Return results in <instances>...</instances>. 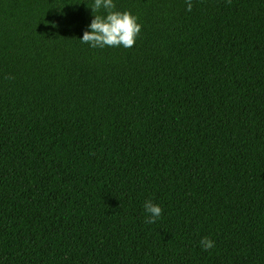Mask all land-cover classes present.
Here are the masks:
<instances>
[{
    "label": "trees",
    "instance_id": "1",
    "mask_svg": "<svg viewBox=\"0 0 264 264\" xmlns=\"http://www.w3.org/2000/svg\"><path fill=\"white\" fill-rule=\"evenodd\" d=\"M93 3L0 0V264H264V0Z\"/></svg>",
    "mask_w": 264,
    "mask_h": 264
},
{
    "label": "clouds",
    "instance_id": "2",
    "mask_svg": "<svg viewBox=\"0 0 264 264\" xmlns=\"http://www.w3.org/2000/svg\"><path fill=\"white\" fill-rule=\"evenodd\" d=\"M228 3H231V0H228ZM186 5V10L191 12L192 0H186ZM116 7L114 0H94L90 8L94 19L88 26L89 30H86L79 40L93 49L120 46L132 48L142 31V25L138 23V17L127 11H117ZM144 209L148 213L145 220L147 224L156 223L163 215V209L151 200L144 203ZM200 245L204 251H209L215 247V241L204 237Z\"/></svg>",
    "mask_w": 264,
    "mask_h": 264
}]
</instances>
